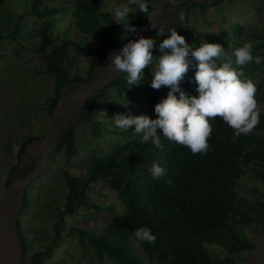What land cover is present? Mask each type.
Listing matches in <instances>:
<instances>
[{
    "label": "trees",
    "instance_id": "obj_1",
    "mask_svg": "<svg viewBox=\"0 0 264 264\" xmlns=\"http://www.w3.org/2000/svg\"><path fill=\"white\" fill-rule=\"evenodd\" d=\"M60 1L30 0L26 10L13 16L12 28L0 32V41L12 39L16 42L14 50L18 55L23 50L34 53L42 63L38 74L45 73L52 78V89L46 93L44 101L50 116L67 94L66 87L75 89L93 81L98 66L110 54L120 50L129 40L138 38L162 0H145L149 7L147 14L131 6L127 20L137 28L136 35L125 33L123 25L115 22L110 5L102 0H73L70 16L76 29L85 36L86 43L54 33L60 14L64 15L69 9L68 4L59 5ZM119 1L127 4V0ZM240 1L214 0L210 5L185 1L184 19L172 29L184 36L193 49L206 42L220 44L224 53L218 63L230 62V66L239 71L233 52L244 43H252L254 57H264V22L221 24L222 32L217 35L220 32L212 27L206 15L208 9L225 3L238 5ZM194 8L201 9L203 22L193 20ZM256 14H264V0H260ZM31 33L32 41L25 43ZM163 34L150 37L156 45L152 50L154 59L145 69V78L139 85H129L127 74L119 73L88 97L82 105L83 115L59 133L54 150L63 151L68 160L80 151L78 136L81 130L78 129L81 125L88 128L94 146L101 144V138L107 134L117 139L107 149L96 152L82 173H72L69 169L62 172L65 193L62 204L57 205L58 218L53 222L50 241L44 246L30 250L21 218H17L22 264H46L65 237L74 234L85 253L93 251L100 263L245 264L249 261L250 257L244 255L252 252L257 243L247 237L245 227L258 224L264 232V109L261 107L264 103V63L244 66L245 74L257 86L259 124L252 134L237 137L221 117L209 118L212 133L206 153L193 155L189 148L163 137L161 151L151 141L140 143L141 137L133 134L135 126L121 130L100 118L101 109L115 116L131 115L140 112L136 106L143 104L148 117L157 118L155 105L166 98L169 91L167 87L160 90L150 87L155 61L161 55L159 44L171 35L169 32ZM73 53L87 59L88 68L84 73L73 69ZM194 81L185 78L181 82V88L190 96L199 95ZM176 95L179 97V93ZM115 101H123L129 112L120 110ZM36 138L34 134H22L18 156L21 157ZM153 163L167 169V174L159 180L149 171ZM16 170L14 165L6 184L13 182ZM248 176L250 189L245 182ZM97 189L102 191L100 196L113 193L116 200L106 204L97 202L94 199L99 196ZM23 198L26 204L30 200L27 193ZM85 208L106 214L111 220L97 227L84 223L70 225L64 232L68 218ZM139 227L151 229L156 236L155 244L133 242L132 232ZM209 245L222 248L223 256H213Z\"/></svg>",
    "mask_w": 264,
    "mask_h": 264
},
{
    "label": "rangeland",
    "instance_id": "obj_2",
    "mask_svg": "<svg viewBox=\"0 0 264 264\" xmlns=\"http://www.w3.org/2000/svg\"><path fill=\"white\" fill-rule=\"evenodd\" d=\"M72 1L61 0L59 2V5L68 4L69 9L68 12H65V17L60 14V22L55 27L54 33L86 43L85 36L76 29L70 16ZM185 1L190 0H175V3L168 0L143 37H155L159 32L167 33L174 28L181 20V13L184 14L187 4L184 3ZM193 1L210 5L214 0ZM102 2L110 5L111 13L115 7L125 4L119 0H102ZM259 3L260 0H241L238 5L225 3L222 6L208 9L206 16L212 21V27L218 33L220 32L217 35H220L221 24L228 26L236 21L251 24L263 23L264 14L262 16L256 14ZM29 5L30 0H4L3 3H0V32L10 30L15 13L23 12ZM193 18L197 22H203L201 9H193ZM31 38H33L32 33L30 38L25 39V43H30ZM35 39L38 37L35 36ZM15 46L16 42L12 39L0 41V264H22V248L17 228V218L19 217L31 251L50 241L53 222L58 218L57 205L62 204L61 198L65 193L62 172L69 169L72 173H82L86 163L96 152L107 149L117 139L116 136L107 134L106 137L101 138V144L95 143L94 146L88 135V128L81 125L78 129L81 130L78 136L81 148L76 156L68 160L63 155V151L54 150L59 133L74 124L83 115V102L104 84L118 76L119 73H113L109 81L102 83L98 88L94 87L96 83L106 79L111 71L110 54L98 66L93 81L75 89L65 88L67 92L65 96L69 95V97L57 113L54 130L46 145L48 158L43 166L45 137L49 132L52 120V116L45 110L44 101L46 93L52 89V78L45 73L38 74V69H42V63L34 53L23 50L18 55L14 50ZM73 60L75 63L73 69L84 73L88 68L87 59L73 53ZM155 62L156 68L158 61ZM195 71V67L190 65L185 78L187 80L195 79ZM114 103L119 105L120 110L128 111L123 101ZM261 107L264 109V103ZM136 109L140 112H132L131 115H147L144 104L136 106ZM114 117L115 114L110 113L109 110L101 109L100 118L105 120L107 125L114 126L112 121ZM24 133L34 134L37 138L27 146L26 152L20 157L18 156L19 142ZM14 165L17 170L14 173L13 182L6 184L9 172ZM41 167L42 169L31 181L10 188L14 183L28 178ZM249 177L245 181L248 189L251 185ZM26 193L30 199L27 204L23 198ZM100 193L102 191L97 189L96 195ZM100 195L95 196L94 199L101 204L116 200L113 193L108 196ZM110 220V216L106 214L85 208L80 210L77 215L68 218L64 232L68 231L70 225L84 223L97 227ZM245 233L257 244L264 239V232L258 224L245 227ZM77 241L76 234L67 235L61 246L55 250L54 256L47 260L46 264H112L109 261L98 262L93 251L86 250V254ZM209 250L213 256H223L222 248L217 245H209ZM253 253L254 250L244 256H249L251 259ZM245 264H249V261ZM252 264H264V262L260 258Z\"/></svg>",
    "mask_w": 264,
    "mask_h": 264
},
{
    "label": "clouds",
    "instance_id": "obj_3",
    "mask_svg": "<svg viewBox=\"0 0 264 264\" xmlns=\"http://www.w3.org/2000/svg\"><path fill=\"white\" fill-rule=\"evenodd\" d=\"M170 2L175 3V0ZM131 6H136L140 13H149L145 0H127V4L115 7L112 15L117 24L123 25L125 33L136 35L137 28L127 20ZM180 18L184 19L183 13ZM169 33L171 35L159 44L161 55L150 81L154 90L162 87L169 89L167 97L155 105L157 118L117 114L112 119L114 125L121 130L135 126L133 134L141 137L142 144L151 141L163 151V137L189 148L193 155L206 153L209 149L208 138L212 133L209 118L221 117L237 137L252 134L260 122V111L255 98L257 86L245 74L244 66L253 62L260 65L264 63V57H254L252 43H244L233 52L237 71L230 66V62L218 63L224 53L220 44L206 42L193 49L176 29L169 30ZM157 34L164 35L163 32ZM155 46L154 39L143 36L138 40H129L118 52L109 56L111 71L126 73L129 85H139L145 78V69L153 63L152 50ZM190 65L196 69L194 82L198 96H190L181 88ZM149 171L157 180L167 174V169L158 163H153ZM131 239L135 244L156 242V236L148 227L136 228Z\"/></svg>",
    "mask_w": 264,
    "mask_h": 264
},
{
    "label": "water",
    "instance_id": "obj_4",
    "mask_svg": "<svg viewBox=\"0 0 264 264\" xmlns=\"http://www.w3.org/2000/svg\"><path fill=\"white\" fill-rule=\"evenodd\" d=\"M168 0H162L160 2V4L158 5V7L150 14V17L148 19V22L147 24L144 26V28L142 29L141 33L139 34L138 38L136 40H138L141 36L144 35L145 31L147 30V28L153 23V21L155 20V18L157 17V15L160 13V11L162 10V7L163 5L167 2ZM151 19V20H150ZM113 75V72L110 71V73L108 74L107 78L106 79H103L101 80L100 82L96 83L94 87H100V85L102 83H105L107 81L110 80L111 76ZM69 97V95L63 97L61 99V102L59 103L57 109L53 112L52 114V120H51V126H50V129H49V132L48 134L46 135L45 137V143H44V160H43V166H45L46 164V161H47V158H48V152L46 150V145L47 143L49 142L50 138H51V135H52V131L54 130V126H55V122H56V117H57V113L61 110L62 106H63V103L64 101ZM42 169L39 168L37 169L34 173H32L28 178L26 179H23V180H20L16 183H14L10 188H15L17 187L18 185H21V184H25V183H28L29 181H31L33 179V177L39 173V171ZM262 259L263 262H264V239L262 241H260L255 249H254V253H253V256L252 258L249 260V264H252L254 261H256L257 259Z\"/></svg>",
    "mask_w": 264,
    "mask_h": 264
}]
</instances>
